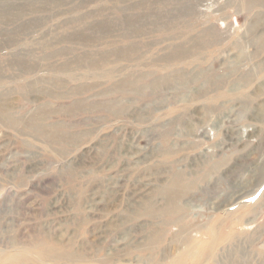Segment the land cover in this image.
Returning <instances> with one entry per match:
<instances>
[{"label": "rangeland", "instance_id": "374dc122", "mask_svg": "<svg viewBox=\"0 0 264 264\" xmlns=\"http://www.w3.org/2000/svg\"><path fill=\"white\" fill-rule=\"evenodd\" d=\"M0 264H264V0H0Z\"/></svg>", "mask_w": 264, "mask_h": 264}, {"label": "bare ground", "instance_id": "6f19581e", "mask_svg": "<svg viewBox=\"0 0 264 264\" xmlns=\"http://www.w3.org/2000/svg\"><path fill=\"white\" fill-rule=\"evenodd\" d=\"M181 184H179V182H176V185L168 188L166 190V194L168 196V207H166L167 209V212H170L168 210H173V211H176V203H174V201H176V199L180 198L182 196V193H181ZM162 237H163V233L162 232H157L155 233V235L152 237L151 239V243L153 244H157L159 241L162 240Z\"/></svg>", "mask_w": 264, "mask_h": 264}]
</instances>
